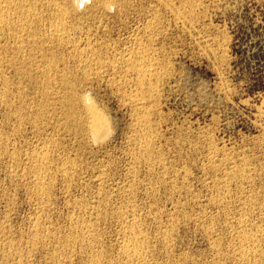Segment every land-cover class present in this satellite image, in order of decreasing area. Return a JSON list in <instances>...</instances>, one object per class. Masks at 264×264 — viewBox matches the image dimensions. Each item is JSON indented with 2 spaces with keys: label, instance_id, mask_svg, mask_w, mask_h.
<instances>
[{
  "label": "rangeland",
  "instance_id": "obj_1",
  "mask_svg": "<svg viewBox=\"0 0 264 264\" xmlns=\"http://www.w3.org/2000/svg\"><path fill=\"white\" fill-rule=\"evenodd\" d=\"M109 1L38 0L44 52L0 30V264H264V0Z\"/></svg>",
  "mask_w": 264,
  "mask_h": 264
},
{
  "label": "bare ground",
  "instance_id": "obj_2",
  "mask_svg": "<svg viewBox=\"0 0 264 264\" xmlns=\"http://www.w3.org/2000/svg\"><path fill=\"white\" fill-rule=\"evenodd\" d=\"M4 1H7V0H4ZM9 2L5 3L4 4H0V30L3 31L4 33H9L11 36H9V38L11 37L13 40H15V42L13 43V47L16 46L15 48L18 50L21 49V47H25V46H21L22 43L27 39L28 41L29 40H33L34 43H33V50L34 48H36L37 51H43L44 50L46 51V48L43 46L44 42L42 43L41 40H39L38 38L39 37H42L43 40L45 39L46 35L47 34H50L54 37V39L57 41V42H62L65 40V38L67 37L66 35V30H67V24H65V21H64V18L67 16V13H69V11H67V9H62V8H57V12H56V16H57V23H52L49 28L45 27V14L43 12H39L37 11L38 7H39V3H38V0H33V7H35V10H31L29 11V13L25 16V18H20L19 20L17 19V17L19 18V16H17V14L20 12H17L18 9H23L25 8V6H23V2H19L18 0H8ZM28 1V0H27ZM2 2V1H1ZM32 2V0H31ZM96 4L100 7H102L103 9H107L109 7L112 6V1H109V0H95ZM26 3V1H25ZM27 5V4H26ZM28 6V5H27ZM43 7V6H42ZM27 8H25L24 10H26ZM22 12V11H21ZM25 14V13H24ZM20 15V13L18 14ZM24 17V16H23ZM30 23H32V26L30 27ZM28 24H29V27H28ZM6 30V31H5ZM6 33V34H7ZM5 35V34H4ZM3 35V36H4ZM7 39H8V35L6 36ZM2 38V37H1ZM3 39V38H2ZM10 40V39H8ZM6 40V41H8ZM67 40V39H66ZM139 40V39H138ZM4 41H5V37H4ZM41 42V43H40ZM68 42H72V41H68ZM140 42V41H139ZM1 43V42H0ZM8 43V42H7ZM5 43V44H7ZM41 44L40 46L38 44ZM4 44V42H3ZM2 44V45H3ZM4 44V46H5ZM10 44V42H9ZM8 44V45H9ZM24 44V43H23ZM1 45V46H2ZM7 45V46H8ZM12 45V43L10 44ZM70 45V44H69ZM149 45V44H148ZM0 46V47H1ZM4 46H2L4 48ZM145 46V45H144ZM12 47V46H11ZM71 49L72 50H78L80 51L81 53H84V54H87L90 58L89 61H81L79 66L82 67L81 69L83 68H88L90 67L91 64H98V65H105L103 63H106V61L103 59L102 57V53L105 52L107 50V47L100 41H98L97 39H95L94 42L92 41H88L86 43H75L73 42L71 45H70ZM139 47V46H138ZM8 48H10V46H8ZM14 48V50H15ZM32 48V47H31ZM149 48V47H147ZM147 48H144L145 50ZM2 49V48H1ZM12 49V48H11ZM140 49V48H139ZM4 50V49H2ZM7 50V48H6ZM14 50L12 49L11 51L14 52ZM15 50V51H17ZM18 50V53L20 52ZM136 50V49H135ZM1 51V50H0ZM148 51V50H147ZM145 51V52H147ZM5 52V51H3ZM136 52V51H135ZM16 53V52H15ZM14 53V54H15ZM23 53V52H22ZM37 53V52H36ZM134 53V52H133ZM144 53V52H143ZM2 54V53H1ZM17 54V53H16ZM15 54V55H16ZM20 54V53H19ZM19 54H17L18 56H15V57H18L19 58ZM45 54V53H43ZM116 54V53H115ZM125 54V53H124ZM42 55V54H40ZM121 55V54H120ZM136 55V53H135ZM144 55V54H141V56ZM148 55V53H147ZM152 55V54H151ZM44 56V55H43ZM124 56V55H123ZM130 56V55H129ZM138 56V55H137ZM136 56V57H137ZM140 56V54H139ZM1 57V56H0ZM146 59H145V58ZM144 57L142 59H135V61L133 60L132 64L133 66H138L139 68H143V67H151L152 65H154V63L152 61H150V59L148 60L147 57L144 55ZM7 58V57H6ZM17 59V58H16ZM125 59V58H124ZM8 61V59H6ZM119 60V59H118ZM130 60V59H129ZM128 60V61H129ZM127 61V62H128ZM9 62V61H8ZM111 62V61H110ZM113 62V61H112ZM111 62V63H112ZM21 63V62H20ZM108 61H107V65L105 66H108ZM48 64V63H47ZM51 64V63H50ZM128 64V63H127ZM43 64H41L42 66ZM52 67L54 66L53 64H51ZM97 65V66H98ZM100 66V67H102ZM111 66V65H110ZM109 66V67H110ZM113 66V65H112ZM48 67H51L50 65L46 66V64L43 66V68H41L43 71H45V69H47ZM106 68V67H105ZM152 68V67H151ZM87 70V69H86ZM148 70V69H147ZM146 70V71H147ZM145 71V70H144ZM149 73V72H148ZM151 73V72H150ZM145 74V73H143ZM147 74V72H146ZM145 74V75H146ZM28 75V74H27ZM150 75V74H149ZM143 76V75H142ZM140 75V78L142 77ZM146 77V76H145ZM144 79V77H142ZM152 78V77H151ZM140 80V79H139ZM139 82H142V81H139ZM138 83V82H137ZM144 83L142 82V85ZM141 85V84H139ZM138 104V102H137ZM86 110H87V113L89 115V130L94 133L95 137L97 138H102L105 133L108 131V121L106 119L105 116L102 115V113L100 114L98 110H96L94 108V106H88L86 107ZM45 154V153H43ZM42 154V155H43ZM44 156V155H43ZM42 156V157H43ZM43 159V158H42ZM40 161V160H39ZM42 161V160H41ZM237 177V175H236ZM41 185V184H40ZM246 236V235H245ZM251 237V236H250ZM244 238V236H243ZM242 238V239H243ZM247 238V237H245ZM244 238V239H245ZM248 239V238H247ZM132 244V243H130ZM136 244V243H134ZM127 246V245H126ZM137 246V244H136ZM132 247L131 246V249L134 251L135 253V257H136V260L137 258L138 259H143L142 256L143 254L139 252V249L138 247ZM126 248V247H125ZM128 248H129V244H128ZM127 248V251L129 250ZM245 249V248H244ZM131 251V250H129ZM250 251V250H249ZM245 252V251H244ZM125 253H126V250H125ZM128 253V252H127ZM132 253V252H131ZM133 253V255H134ZM130 254V253H129ZM142 254V255H141ZM245 254V253H244ZM245 256V255H244ZM134 257V258H135ZM139 261V260H137ZM141 261V260H140ZM140 263V262H139ZM142 263V262H141ZM140 263V264H141Z\"/></svg>",
  "mask_w": 264,
  "mask_h": 264
}]
</instances>
